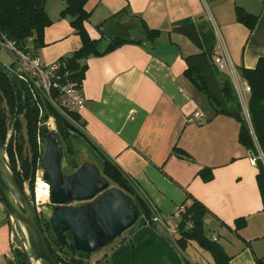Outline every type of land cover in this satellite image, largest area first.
Segmentation results:
<instances>
[{"label":"crops","instance_id":"0c3cea01","mask_svg":"<svg viewBox=\"0 0 264 264\" xmlns=\"http://www.w3.org/2000/svg\"><path fill=\"white\" fill-rule=\"evenodd\" d=\"M236 7L257 18L252 30L236 21ZM64 8V0L44 3L51 24L37 51L43 65H52L81 46L72 18L60 16ZM84 10L88 13L84 28L91 39L100 40L101 48L116 38L139 43L86 59L81 83L85 104L75 113L82 132L142 199L150 216L157 212L170 223L177 222L178 209L190 204V195L206 208L204 234L207 230L205 236L223 248L229 264L264 259L257 167L250 164V151L238 142V123L215 115L206 98L183 77L184 58L199 49L172 31L185 19L205 21L217 32L214 50L225 48L237 74L241 68L254 69L264 58V0H88ZM140 21L158 30L159 36L147 41ZM195 110L203 113L202 121L188 123ZM175 148L186 155L180 158ZM204 168L212 175L209 182L198 176ZM238 220L245 225L236 230ZM146 223L147 215L139 216L122 239L98 253L110 264H215L211 255L207 263L196 257L195 242L182 249L160 228ZM10 236L0 199V264H14Z\"/></svg>","mask_w":264,"mask_h":264},{"label":"trees","instance_id":"16d2710c","mask_svg":"<svg viewBox=\"0 0 264 264\" xmlns=\"http://www.w3.org/2000/svg\"><path fill=\"white\" fill-rule=\"evenodd\" d=\"M45 1L0 0V35L14 41L20 49L36 54L42 46L44 29L51 24V20L44 10ZM87 1L64 0L65 8L60 13L61 17L70 16L72 18L71 25L81 39V46L74 53L59 60L61 67L58 73L61 75L62 82L73 83L79 88H81L86 71V59L91 56L105 55L126 43H139V41L132 39L116 38L110 40L105 48H101L100 40L91 39L84 28V22L88 19V13L84 10ZM235 16L236 21L243 24L248 30H252L255 26L257 18L239 7L235 9ZM140 24L147 41L151 42L159 36L158 30L148 29L143 21H140ZM172 31L184 36L199 49V53L184 58L187 67L183 77L206 98L215 115H226L238 123V142L246 150L256 154V147L252 139L253 134L264 159V58L259 59L254 69L241 68L237 71L250 88L247 109L251 133L229 77L225 74L221 77L218 68L213 63L215 36L209 24L205 21L195 22L185 19L177 22ZM29 38L31 41H28ZM64 74L67 75L64 77ZM42 105L43 112L40 115L37 102L32 99L25 85L10 76L5 70V66L0 62V143H6L8 126H11L13 135L7 140V155L19 187L23 190V184L28 182L31 192L29 198L32 202H34L35 172L39 168L38 165H40L44 151L39 139L49 131L45 123L50 116L55 120L61 144L67 143L64 148V161L68 172L65 173L73 172L82 163L78 162L77 153L68 141L70 137L65 130L67 122L47 103H42ZM72 115L78 121V115ZM175 150L179 153L180 158L186 155L178 148H175L173 152ZM14 153L19 161V171H16ZM101 155L105 160L104 167L100 168L101 175L129 195L139 209V216L147 215L148 224L158 228L152 223L153 214L150 216L142 199L130 188V185L121 177L108 159L103 154ZM256 167V184L264 213V162L258 159ZM198 176L203 182H209L212 179L207 168L199 171ZM188 199L191 201L190 204L180 206L182 211H178L179 218L174 223L178 231L175 244L183 249L187 242H196L211 255L215 264H229L230 258L223 248L204 234L203 221L207 215L206 208L190 195H187ZM39 223L52 254L55 255L60 264H92L90 262L92 254L76 250L68 251L56 242L46 216L40 218ZM235 225L236 230H239L245 225V221L238 220ZM67 237L70 241L69 234ZM13 263L30 264L22 252L16 248L13 254ZM95 264L110 263L106 257H103ZM256 264H264V259L256 260Z\"/></svg>","mask_w":264,"mask_h":264},{"label":"water","instance_id":"95a60500","mask_svg":"<svg viewBox=\"0 0 264 264\" xmlns=\"http://www.w3.org/2000/svg\"><path fill=\"white\" fill-rule=\"evenodd\" d=\"M65 130L70 138L83 143L97 164L85 161L73 172L65 173V151L57 130L42 135L40 168L42 180L49 184L48 223L56 242L66 250L93 254L131 229L140 213L129 195L111 187L101 175L105 160L87 136L69 124ZM6 149L0 143V197L11 240L30 264H60L48 246L35 203L17 183Z\"/></svg>","mask_w":264,"mask_h":264},{"label":"built area","instance_id":"2783aa9c","mask_svg":"<svg viewBox=\"0 0 264 264\" xmlns=\"http://www.w3.org/2000/svg\"><path fill=\"white\" fill-rule=\"evenodd\" d=\"M214 35L217 36L216 31L214 32ZM28 41H31V39L29 38ZM219 48L220 49L216 48L213 52V63L221 72H226V75L229 77L233 85L234 92L239 101L240 107L242 109L243 116L247 120L250 131L252 133L247 109L250 88L247 82L233 70L225 48L222 45ZM0 49L6 50L11 60L9 64H3L5 66V70L10 76L25 85L32 99L37 102V105L39 107V114L41 115L43 112L41 109V106L43 107L42 103H47L59 116H61L67 122V124L82 132V129L80 128L78 122L74 119L72 114L78 113L83 109L85 99L82 95L81 88L73 83H64L61 81V75L58 73L61 67V63L57 61L52 65H43L37 53L33 54L31 52H26L25 50L20 49L14 41L7 39L3 35H0ZM66 75L67 74H64V77ZM203 117V113L200 110H195L187 117V122L199 123L202 121ZM51 122L55 124V120L52 116L48 118L45 125H48V123L50 125ZM12 135L13 128L11 126H8L5 146H7V140ZM252 139L253 144L256 147V154L250 152L249 159L250 164L252 166H255L258 159L263 162L264 159L253 134ZM14 159L16 171H19V161L17 160V157H15ZM38 167L39 168H37L35 172V191L37 189L38 183L41 182L43 185V189L47 193L46 201H48L49 184L42 180V170L40 168V165H38ZM178 211L181 212L182 207H179ZM151 221L154 225L161 229L165 237L171 243H176L178 231L174 223L166 221L157 212L153 213ZM11 243L15 248L12 240Z\"/></svg>","mask_w":264,"mask_h":264},{"label":"rangeland","instance_id":"374dc122","mask_svg":"<svg viewBox=\"0 0 264 264\" xmlns=\"http://www.w3.org/2000/svg\"><path fill=\"white\" fill-rule=\"evenodd\" d=\"M0 62L2 63V64H9L10 62H11V60H10V57H9V55H8V53H7V51L6 50H4V49H0ZM236 83H237V80H236ZM47 122V121H46ZM47 125V124H46ZM47 127V129H52V128H54L55 130H56V126H55V124L54 123H50V125H49V123H48V125L46 126ZM69 143L71 144V146H72V148L76 151V153H77V160H78V162H85V161H89V162H96V160H95V158L93 157V155L89 152V150L83 145V143H81L79 140H77V139H74V138H70L69 140ZM14 157H17L16 156V154L14 153ZM62 169H63V171L64 172H68V170H67V168L65 167V161H64V159H63V164H62ZM110 186L111 187H115V188H117L114 184H111L110 183ZM33 188H34V195H33V197H34V203H35V205H36V207H37V213H38V219H42L43 217H45L46 216V218H48L49 217V200L48 201H45L44 203H42V204H38V201H37V196H36V194H35V188H36V186H35V182H34V185H33ZM23 191H25V193L29 196H31V192H30V188H29V184H28V182H25L24 184H23ZM148 222V221H147ZM147 225H148V223H146ZM205 234L208 236V231L206 230L205 231ZM196 243V242H195ZM197 244V243H196ZM196 244H194V246L193 247H195L196 249H197V254H196V257L199 259V260H201L202 262H204V263H207V262H210L211 260H210V258H208V257H210L209 255V253L206 251V250H204L203 248H201L198 244H197V246L199 247V248H201V249H199L197 246H196ZM104 249V248H103ZM202 250H203V252H202ZM100 251V250H99ZM187 252V251H186ZM95 253H98V251L97 252H95ZM95 253H93V254H95ZM200 253H202V254H200ZM101 257V259L104 257V255H102V254H95V255H91V258H90V262L92 263V264H95V261H96V259H98V258H100Z\"/></svg>","mask_w":264,"mask_h":264},{"label":"bare ground","instance_id":"6f19581e","mask_svg":"<svg viewBox=\"0 0 264 264\" xmlns=\"http://www.w3.org/2000/svg\"><path fill=\"white\" fill-rule=\"evenodd\" d=\"M36 196H37V201L38 203H44L47 199V193L43 189V185L41 182L38 183L37 189H36Z\"/></svg>","mask_w":264,"mask_h":264},{"label":"flooded vegetation","instance_id":"af4514ba","mask_svg":"<svg viewBox=\"0 0 264 264\" xmlns=\"http://www.w3.org/2000/svg\"><path fill=\"white\" fill-rule=\"evenodd\" d=\"M66 144H67V143H63L64 148L66 147Z\"/></svg>","mask_w":264,"mask_h":264}]
</instances>
